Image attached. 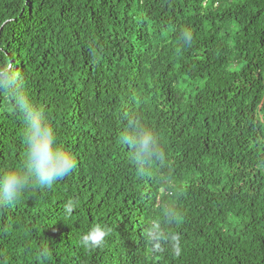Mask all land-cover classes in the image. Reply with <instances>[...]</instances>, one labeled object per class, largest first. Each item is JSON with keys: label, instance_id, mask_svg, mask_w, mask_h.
<instances>
[{"label": "trees", "instance_id": "16d2710c", "mask_svg": "<svg viewBox=\"0 0 264 264\" xmlns=\"http://www.w3.org/2000/svg\"><path fill=\"white\" fill-rule=\"evenodd\" d=\"M4 72L75 167L0 203V264H264V0H0ZM23 117L0 90V173L25 172Z\"/></svg>", "mask_w": 264, "mask_h": 264}, {"label": "clouds", "instance_id": "9594fccd", "mask_svg": "<svg viewBox=\"0 0 264 264\" xmlns=\"http://www.w3.org/2000/svg\"><path fill=\"white\" fill-rule=\"evenodd\" d=\"M182 36L186 42H191L190 32H184ZM0 90L9 92L15 107L24 113L25 172L8 170L0 173V203H10L20 196L30 181L38 186L51 187L57 180L72 172L75 161L71 152L59 145L55 131L45 115L33 105L20 86L15 84L14 76L7 72L0 75ZM123 140L134 150L135 158L142 167L150 161H163L164 153L158 147L156 138L143 125H136L134 133L126 134ZM75 206L74 201H68L64 205L65 213L71 215ZM166 215L172 217L174 212L168 210ZM106 235L103 227L94 225L81 236L79 242L85 248L99 247ZM148 235H155V229Z\"/></svg>", "mask_w": 264, "mask_h": 264}]
</instances>
